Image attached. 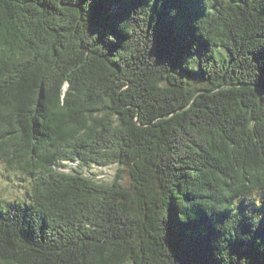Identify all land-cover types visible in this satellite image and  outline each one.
Returning <instances> with one entry per match:
<instances>
[{"label":"trees","instance_id":"obj_1","mask_svg":"<svg viewBox=\"0 0 264 264\" xmlns=\"http://www.w3.org/2000/svg\"><path fill=\"white\" fill-rule=\"evenodd\" d=\"M172 11L0 0V264H264V0Z\"/></svg>","mask_w":264,"mask_h":264},{"label":"rangeland","instance_id":"obj_2","mask_svg":"<svg viewBox=\"0 0 264 264\" xmlns=\"http://www.w3.org/2000/svg\"><path fill=\"white\" fill-rule=\"evenodd\" d=\"M200 79L202 80L201 76L198 74L195 78L193 83L201 84ZM119 170L120 168L118 166H110V167H100V166H95L91 170H86V176L87 177H92L96 181L102 184H111L114 183L116 180L117 176L119 175ZM7 171L3 170L0 173V194H4L5 197H19L21 196L22 192L24 191L21 188L20 181L15 180H8L7 179ZM128 172L125 171L122 175V183L124 185L129 186L130 185V179L128 176Z\"/></svg>","mask_w":264,"mask_h":264},{"label":"snow or ice","instance_id":"obj_3","mask_svg":"<svg viewBox=\"0 0 264 264\" xmlns=\"http://www.w3.org/2000/svg\"><path fill=\"white\" fill-rule=\"evenodd\" d=\"M197 0H169L172 5V15L179 14L188 21H194L195 17L186 14V10L194 8Z\"/></svg>","mask_w":264,"mask_h":264}]
</instances>
